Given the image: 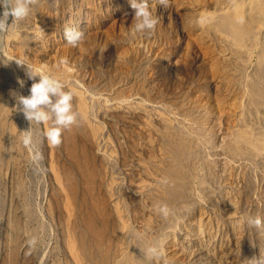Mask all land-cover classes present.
<instances>
[{"label": "rangeland", "instance_id": "374dc122", "mask_svg": "<svg viewBox=\"0 0 264 264\" xmlns=\"http://www.w3.org/2000/svg\"><path fill=\"white\" fill-rule=\"evenodd\" d=\"M146 2L151 31L130 0H30L0 32V58L59 79L77 114L50 145L16 106L25 66L0 62V264H264L242 219L264 220V0Z\"/></svg>", "mask_w": 264, "mask_h": 264}, {"label": "clouds", "instance_id": "9594fccd", "mask_svg": "<svg viewBox=\"0 0 264 264\" xmlns=\"http://www.w3.org/2000/svg\"><path fill=\"white\" fill-rule=\"evenodd\" d=\"M30 0H0V32H7L13 24L25 18L30 11ZM162 7L168 6V0H159ZM132 9L131 17L134 20L133 29L136 32L151 31L157 24V18L152 14L146 0H130ZM126 15V14H125ZM11 17L12 23L9 22ZM84 37V33L75 28L66 27L64 38L70 45H77ZM14 59L17 65L25 66V73L33 82L29 87L27 95H16V106L23 112L25 118L30 121L42 123L51 121V124L44 129L43 136L50 145L56 146L61 143V131L69 127L76 121V113L73 111V92L65 90L63 83L46 73L42 68L36 67L23 58H0V62L7 64ZM38 77V79H36ZM18 83L23 86L24 80L17 77ZM21 143L26 147H33L31 132L24 130ZM34 160L40 158L38 151L33 152ZM162 216L167 217L169 208L166 204H160L156 209ZM244 222L252 227L260 228L264 225V220L259 215L251 214L242 218ZM34 240L29 241L33 244ZM144 257L148 260L155 259L162 255V250L155 245H148L141 249ZM249 264H260L259 258L255 255L249 258Z\"/></svg>", "mask_w": 264, "mask_h": 264}]
</instances>
